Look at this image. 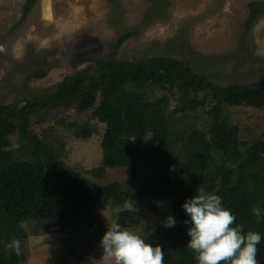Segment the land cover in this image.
<instances>
[{
  "label": "trees",
  "instance_id": "obj_1",
  "mask_svg": "<svg viewBox=\"0 0 264 264\" xmlns=\"http://www.w3.org/2000/svg\"><path fill=\"white\" fill-rule=\"evenodd\" d=\"M36 2L25 0V16ZM249 8L247 32L264 16V3L253 1ZM23 23L24 18L8 33ZM134 34L123 33L108 59H98L83 71L65 76L52 91L33 96L23 107L0 106V264L27 261L23 247L21 256L5 248L6 243L18 238L14 233L25 222L58 221L63 228H79L84 235L80 226L96 218L91 206L99 194L102 206L124 207L132 202L145 213L173 216L175 226L164 227L155 235L165 253L164 264H198L197 254L187 246L191 218L183 205L198 194L199 186L221 197L222 207L236 217L233 226H244L242 234L251 231L261 235L256 259L264 264V139L240 142L239 127L225 117L223 110L224 106L263 109L264 80L216 86L177 58L120 59V49ZM149 86L166 93L151 99L146 92ZM209 99L216 102L208 110L210 135L200 129H177L179 114L196 113ZM172 101L176 107L170 109ZM73 107L92 110L93 117L107 126L102 164L92 173L105 177L108 167L129 168L123 184L113 181L101 185L87 178L61 160L55 149L30 129L33 114L44 122L50 112ZM41 112L45 115L40 116ZM93 132L87 125L75 134L90 137ZM15 135L19 136L18 149L12 148ZM147 135L164 145L161 159L144 152ZM254 206L261 208L259 223L252 214ZM126 210L118 219L122 228L136 223ZM6 230L13 236L5 235ZM67 246L75 245L69 241Z\"/></svg>",
  "mask_w": 264,
  "mask_h": 264
},
{
  "label": "rangeland",
  "instance_id": "obj_2",
  "mask_svg": "<svg viewBox=\"0 0 264 264\" xmlns=\"http://www.w3.org/2000/svg\"><path fill=\"white\" fill-rule=\"evenodd\" d=\"M253 1L264 3V0H37L25 16V0H0V37L9 34L0 42V106L23 107L33 96L52 91L65 76L83 71L98 59H108L117 40L127 31L136 34L120 49V59L177 58L216 86L263 81L264 16L250 32L245 27ZM23 18L24 23L8 33ZM146 23L152 24L146 27ZM94 74L92 71L93 79ZM146 92L151 99H159L166 93L153 86ZM215 104L209 99L204 109L179 114L177 129H200L210 135L208 110ZM174 107L176 102L172 101L170 109ZM223 110L225 117L239 127L240 142L264 139V108L224 106ZM38 118L35 114L31 116L30 129L54 148L68 166L101 185L125 182L129 168L108 167L105 177L92 173L102 164V142L107 128L93 117L92 110L58 108L46 115L44 122ZM60 119L65 121L62 123ZM87 125L94 129L93 134L76 136L75 132ZM11 141L12 148L18 149L19 136H13ZM145 141L144 152L161 159L164 145L151 135ZM99 199L100 194L91 206L96 218L80 226L84 235H80L79 228L65 229L58 221L23 223L14 233L27 255V261L21 264H114L102 259L100 242L108 221L118 223L126 209L136 222L127 228L146 243L157 246L155 235L164 228L161 222L167 219L165 213H145L132 202L124 207L102 206ZM8 234L12 233L8 230L5 235ZM32 237L39 240L31 241ZM69 241L75 245L73 248L67 246Z\"/></svg>",
  "mask_w": 264,
  "mask_h": 264
},
{
  "label": "clouds",
  "instance_id": "obj_3",
  "mask_svg": "<svg viewBox=\"0 0 264 264\" xmlns=\"http://www.w3.org/2000/svg\"><path fill=\"white\" fill-rule=\"evenodd\" d=\"M183 208L191 218L188 228L191 239L187 246L197 254L198 264H258L257 245L261 235L251 231L244 235L242 224L233 226L236 217L222 207L219 195L206 193L199 186L198 194L188 199ZM252 214L259 223L261 208L254 206ZM161 223L165 228H171L176 221L170 215ZM184 223L188 224L189 221L185 220ZM30 240L38 241L39 237ZM100 246L103 249L102 259L113 261L114 264H164L165 253L161 246L153 247L140 235L122 228L117 222L108 221ZM5 248L16 256L22 255V242L19 239L6 243Z\"/></svg>",
  "mask_w": 264,
  "mask_h": 264
},
{
  "label": "bare ground",
  "instance_id": "obj_4",
  "mask_svg": "<svg viewBox=\"0 0 264 264\" xmlns=\"http://www.w3.org/2000/svg\"><path fill=\"white\" fill-rule=\"evenodd\" d=\"M47 11H48V14H49V16H50V13H51L50 10H47Z\"/></svg>",
  "mask_w": 264,
  "mask_h": 264
}]
</instances>
